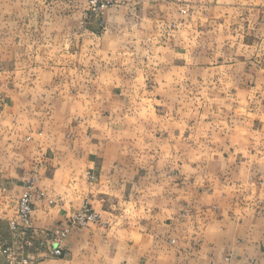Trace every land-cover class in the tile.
<instances>
[{"label":"crops","instance_id":"obj_1","mask_svg":"<svg viewBox=\"0 0 264 264\" xmlns=\"http://www.w3.org/2000/svg\"><path fill=\"white\" fill-rule=\"evenodd\" d=\"M85 204L100 221L51 255ZM7 244L39 264H264V0H0Z\"/></svg>","mask_w":264,"mask_h":264},{"label":"built area","instance_id":"obj_2","mask_svg":"<svg viewBox=\"0 0 264 264\" xmlns=\"http://www.w3.org/2000/svg\"><path fill=\"white\" fill-rule=\"evenodd\" d=\"M86 3V7L88 11L100 14L106 8L112 6L116 0H84ZM32 192L31 186L27 185L26 188L23 190L21 195L18 198L17 203V219L11 220L12 227H18L19 231L22 234H27L32 228ZM100 221L99 214L92 210L87 206H83L77 212H75L71 218V223L77 224L79 226H86L92 222ZM67 231L68 229H63ZM21 247V246H20ZM20 247H17L18 249ZM8 251V255H11L13 251L10 248L4 249V252ZM54 252L56 254L60 253V249H55ZM15 262L12 260L10 264H14ZM19 263V262H18ZM22 264H32L28 260H24L21 262Z\"/></svg>","mask_w":264,"mask_h":264},{"label":"rangeland","instance_id":"obj_3","mask_svg":"<svg viewBox=\"0 0 264 264\" xmlns=\"http://www.w3.org/2000/svg\"><path fill=\"white\" fill-rule=\"evenodd\" d=\"M87 176L89 177V179H94V176L92 174L88 173V172H87ZM33 181H34L33 178H30L27 181L26 185H25V188H26L27 185H30L31 186V192H32V211H33V198H34V194H33V190H32V188H33ZM38 195H40V196L43 195V192H39ZM83 206H87V207L91 208L89 205H86V204L83 205ZM83 206L79 207L78 209H76L75 211L72 212V214L69 216L68 221H67L68 222V225L65 224V225H63L61 227H56V228H54V230H52V232H51V238H50V243H49V246H50V254L51 255H55V256L61 255L62 250L59 247V242H60L61 239H63L69 233V231L71 230V228H74V227H83V226H79L77 224L71 223V218H72L73 214L75 212H77L80 208H82ZM92 210H94V209H92ZM9 224H10V229L12 230V232L14 234H17V233L20 232L19 229H18V227H16V228L12 227L11 220L9 221ZM89 224H87V225H89ZM32 227H33V224H32ZM63 229H68V230L67 231H64ZM24 235H26V234H24ZM53 243H55L56 246H53L54 245ZM7 248H10L12 251L14 250L11 255H8V251L4 252V249H7ZM55 249H60V253L59 254H56L54 252ZM0 250L4 254V259L9 264H10V262H12V260L15 262L14 264H22L21 262L24 261V260H28L29 262H32V264H39V261L37 260V258L34 257V255L32 253L24 252L23 247H20L18 249L17 247H11V245L7 244V245H4V246H1L0 247Z\"/></svg>","mask_w":264,"mask_h":264}]
</instances>
